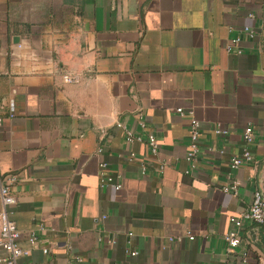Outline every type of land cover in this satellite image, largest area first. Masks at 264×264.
Masks as SVG:
<instances>
[{
  "label": "crops",
  "instance_id": "0c3cea01",
  "mask_svg": "<svg viewBox=\"0 0 264 264\" xmlns=\"http://www.w3.org/2000/svg\"><path fill=\"white\" fill-rule=\"evenodd\" d=\"M0 178L23 264H264V0H0Z\"/></svg>",
  "mask_w": 264,
  "mask_h": 264
},
{
  "label": "built area",
  "instance_id": "2783aa9c",
  "mask_svg": "<svg viewBox=\"0 0 264 264\" xmlns=\"http://www.w3.org/2000/svg\"><path fill=\"white\" fill-rule=\"evenodd\" d=\"M251 36L253 32L249 30L248 27L244 28ZM239 41L238 37H233L231 39V44H229V50L233 49V46L236 42ZM237 52H240L237 49ZM63 80L65 82H77L78 76L73 74H63ZM177 113L180 115L184 114V110L181 107L176 108ZM118 126H122L121 123L117 124ZM125 139L127 141H132L134 139H140V137L134 136L133 133L125 129ZM215 134H225V130L221 128H216L214 130ZM200 125L199 121L191 117L189 120V132H188V143H187V151H186V159L192 164L195 162L196 157L200 151ZM242 138L244 142V149L242 154L238 156H233L230 161L231 168L239 167L244 161H247L251 158L250 145L253 142V129L252 126L247 125L243 132ZM147 144L152 153H156L158 149V144L155 139V136L151 133L147 134ZM129 159H135L134 155L131 153L129 155ZM106 164L101 163V184H108L111 182V177L106 175ZM120 184H115V188H119ZM226 189V188H225ZM14 203V197L11 193L10 186L7 182H3L0 178V246L5 251V255L0 257V264H23L20 262V258L22 256H26L28 254L27 249H23L20 247L18 240L20 237V232L15 224V222L9 217V207ZM242 217L249 220L252 223L263 225L264 224V198L260 191H255L253 194V199L250 204L249 209L242 214ZM231 223L234 228L225 234L224 240L227 244V250L233 251L236 248L240 241L241 237L239 235V229L241 228L242 221L240 218L231 217ZM36 240L34 234H31L29 237V241L33 244ZM43 252H47L46 248H43ZM131 254H135L132 252ZM72 263L71 264H81L82 258L78 254H72Z\"/></svg>",
  "mask_w": 264,
  "mask_h": 264
}]
</instances>
